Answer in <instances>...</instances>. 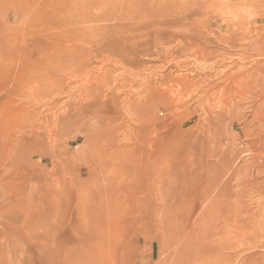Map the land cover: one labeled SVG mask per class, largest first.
<instances>
[{"label": "rangeland", "instance_id": "rangeland-1", "mask_svg": "<svg viewBox=\"0 0 264 264\" xmlns=\"http://www.w3.org/2000/svg\"><path fill=\"white\" fill-rule=\"evenodd\" d=\"M113 1L0 0V264H89L95 258L100 264H264V0H223L232 2L221 20L212 11L199 16L213 20L207 51L214 54L205 73L197 67L200 59L151 79L155 87L163 84L154 100L168 85L164 76L205 79L213 108L205 110L208 100H197L198 94L175 110L167 95L158 102L160 121L148 123L144 139L141 127L130 123L133 135L124 127L110 145L100 142L101 150L123 147L101 170L82 154L85 127L55 144L48 139L54 134L45 124L63 108L29 101L30 73L21 71V59L32 55L30 38L49 31L39 12L63 22L113 7ZM11 36L14 46L7 43ZM147 63L160 64L153 58ZM182 128L187 138L177 136ZM124 163L136 164L134 171L120 170ZM182 240L196 256L182 259L174 251ZM97 242L98 251L92 248ZM79 252L86 258L66 261Z\"/></svg>", "mask_w": 264, "mask_h": 264}, {"label": "bare ground", "instance_id": "bare-ground-1", "mask_svg": "<svg viewBox=\"0 0 264 264\" xmlns=\"http://www.w3.org/2000/svg\"><path fill=\"white\" fill-rule=\"evenodd\" d=\"M241 1L239 0L235 3H240ZM247 1L243 0L244 3ZM231 2L229 1V3ZM113 3V7H110V4V6L104 5L98 12H84L79 14L75 19L71 17L69 20H64L63 22L55 21L47 12H39L38 15L47 24L46 28L49 31L45 36L29 37L32 46V55L27 54L21 59V71H28V74L30 73L28 79L30 81L28 87L29 101L32 104L42 106L56 103L53 108H63L60 113H57L55 110V113L52 114V121L45 124L44 129L54 134V136H48V139L54 143V141L63 138L69 130L85 127L89 132L86 135L88 145L82 154L84 157L90 158L101 170H107L109 167L107 160L120 153L123 147L120 150H111V148L101 150L99 144L102 143L100 142L104 139L102 142L106 144L107 140L109 142L107 144L110 145V142L118 136L116 134L124 127H127L132 134V130H135L130 123H135L141 127L138 135L144 139L148 133V127L146 129L148 123L153 121L157 124L158 120L160 121L157 116V111L162 108L159 107L158 109L160 105H158V102L169 99L167 95L173 97L170 99V104L176 108L175 110L186 107L187 101L198 94L197 100L206 98L208 100V103L204 105L205 110L213 108L210 100L214 94H210V91L207 89L203 90L207 81L205 79L198 80L197 83H194L189 79L190 75L184 74L185 76H183L176 74L177 76L173 78L171 77L172 75H168V78L164 76L162 79L168 85H166L165 91L160 93L157 100H154V92L156 89L161 88L163 84L161 87H155L152 85L154 83L153 81L151 84V79H153V76H156V78L159 77L158 71L162 72L169 68L181 69L194 61L198 62L200 59L203 62L198 63L199 65L197 66L200 68V73L203 74L209 70L206 62H209V59L214 53L208 52L207 48L212 36L210 26L213 20L199 21L198 18L202 13L208 14L212 11L215 18L218 20V16L221 20L224 16V10L229 7V3H224L223 0H114ZM232 6L234 5L232 4ZM241 8H243V5ZM232 13H234V10ZM240 16L243 19L242 15ZM231 20L233 19L231 18ZM188 21H191V23L186 27L183 26ZM224 22L226 23L227 20L225 19ZM230 26L232 27L233 24L231 23ZM13 31L15 32V30ZM7 32L6 34H8ZM236 38H240V33L236 35ZM7 39L9 45L13 43L12 45L14 46V42H17L16 39H12V36L10 40L9 38ZM20 39H18L19 42ZM200 40H202L201 43ZM219 40L226 42L227 39L222 37ZM159 45L161 49H159ZM150 58H153V60L158 61L160 64L155 67L148 65L147 59L149 60ZM133 96L136 97L135 100L132 98ZM166 104L168 105V103ZM175 110L174 112H176ZM173 115L175 114L173 113ZM188 134L189 131L182 128L177 136L184 139L188 137ZM146 139L149 141V138ZM112 146L114 147V145ZM134 150L137 151V149ZM132 151H129V153ZM130 154L128 157H130ZM128 157H124V160L128 159L127 161H129ZM145 157L144 159L149 158L146 155ZM153 157L152 159L154 160L155 158ZM103 159L105 160L104 162H102ZM113 159H110L112 163L118 160L116 158L113 162ZM135 159L132 161H135ZM153 160L151 163H153ZM121 161L122 163L124 162L123 160ZM119 163L118 165H120ZM135 165L129 164L126 165L127 167H122V169L120 167V170H123V168L133 170L136 167ZM213 205L216 207L217 204ZM229 205L231 208L232 205L227 203V207ZM227 218L225 219L226 221ZM226 225L225 223V228ZM215 227L212 228L215 229ZM216 229H219V227ZM248 232H250L249 229ZM182 241V243L176 246L174 251L182 259L190 255L193 257L196 253L192 250V246L189 245V240ZM98 243H94L92 248L94 247L96 249ZM96 250L98 251V249ZM96 250L94 253H96ZM73 256L74 258L72 257L71 259H66L65 257L66 261L80 262V260L86 258L81 252ZM87 259L89 260V257ZM89 264H100V261L98 258H95Z\"/></svg>", "mask_w": 264, "mask_h": 264}]
</instances>
